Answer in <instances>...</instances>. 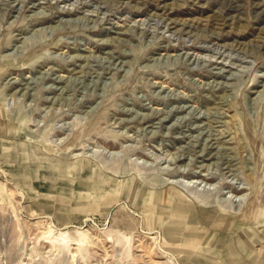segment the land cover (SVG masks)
Returning a JSON list of instances; mask_svg holds the SVG:
<instances>
[{"label":"rangeland","instance_id":"374dc122","mask_svg":"<svg viewBox=\"0 0 264 264\" xmlns=\"http://www.w3.org/2000/svg\"><path fill=\"white\" fill-rule=\"evenodd\" d=\"M253 262L264 0H0V264Z\"/></svg>","mask_w":264,"mask_h":264},{"label":"bare ground","instance_id":"6f19581e","mask_svg":"<svg viewBox=\"0 0 264 264\" xmlns=\"http://www.w3.org/2000/svg\"><path fill=\"white\" fill-rule=\"evenodd\" d=\"M169 196V195H168ZM178 199V197H172L171 198V202L172 203H174V201L175 200H177ZM180 200H182V201H185V199H183V198H180ZM167 202V201H166ZM182 206H177V207H180V208H183V209H181L182 211H184V214H186L185 212H188V211H190L188 208H192L191 206L190 207H188L187 205H184V204H181ZM156 211H158V209H156ZM161 211V210H160ZM163 211V210H162ZM186 216V215H185ZM191 217V221L193 220V219H195V216H193V215H190L189 216V218ZM177 219V218H176ZM173 220V219H172ZM180 221H184L185 220V218H180L179 219ZM172 222V223H171ZM170 223H168V224H171L172 226H174V225H176V224H178L177 226H181V224L182 223H174L173 224V221H171ZM177 222H179V221H177ZM214 224H216L215 222L212 224V226L214 225ZM180 229H182V228H180ZM229 229V228H228ZM227 229V230H228ZM232 232H233V230H232ZM232 232H230V233H232ZM170 236H171V238H173L174 239V236H172V234H170ZM234 237V236H233ZM212 248V247H211ZM232 259V258H231ZM231 259L229 260V261H231ZM258 259V258H257ZM217 262H218V260H217ZM253 264H255L254 262H253Z\"/></svg>","mask_w":264,"mask_h":264}]
</instances>
